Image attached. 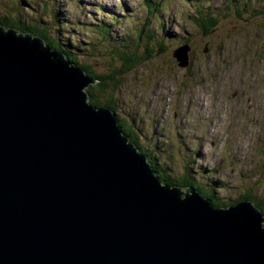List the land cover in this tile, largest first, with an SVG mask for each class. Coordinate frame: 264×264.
I'll return each mask as SVG.
<instances>
[{
  "label": "water",
  "instance_id": "1",
  "mask_svg": "<svg viewBox=\"0 0 264 264\" xmlns=\"http://www.w3.org/2000/svg\"><path fill=\"white\" fill-rule=\"evenodd\" d=\"M94 82L0 25V264H264L260 210L162 184Z\"/></svg>",
  "mask_w": 264,
  "mask_h": 264
},
{
  "label": "rangeland",
  "instance_id": "2",
  "mask_svg": "<svg viewBox=\"0 0 264 264\" xmlns=\"http://www.w3.org/2000/svg\"><path fill=\"white\" fill-rule=\"evenodd\" d=\"M1 15L48 29L95 74L133 52L109 109L160 169L222 202L264 200V0H0ZM140 27L151 37L137 39Z\"/></svg>",
  "mask_w": 264,
  "mask_h": 264
},
{
  "label": "trees",
  "instance_id": "3",
  "mask_svg": "<svg viewBox=\"0 0 264 264\" xmlns=\"http://www.w3.org/2000/svg\"><path fill=\"white\" fill-rule=\"evenodd\" d=\"M201 12V10H200ZM199 13V16L195 18V20L198 22L200 27L203 29L204 33H209L214 26V19L212 18H205L203 19L201 17V13ZM113 18L112 20H114ZM117 20V19H115ZM0 23L3 24L5 27H14L18 30H21L23 32H33L34 34H39L40 37H42L47 45L49 47L55 49L57 52L62 53L67 60L74 63L76 66H80V62L77 60V57L75 55L74 50L69 48L71 46L66 45V48L59 43L58 39L54 37L51 32L49 33L48 29L42 28L38 29L36 27H33L31 25H28L25 21H20L16 19L15 17L12 19H9L5 15L0 16ZM140 27L138 29L137 33V39L140 38L142 35L145 38H150L152 33L150 32V29L143 30ZM147 40V39H146ZM148 41V40H147ZM149 41H152L149 39ZM156 43V42H154ZM161 45V44H159ZM69 47V48H68ZM151 47L147 48L146 50L150 49ZM120 59V65L119 67L111 70L110 72H106L105 74L99 75L91 72V69L86 67L85 65H81L82 68L85 69L86 74L93 79H97V82L93 84H89V86L86 88L87 96H88V103L93 105L97 108H110L113 110V100L114 95L117 93L121 83H122V77L125 76L126 73H128L137 63L138 58L133 56V52L129 51L128 49L125 50V52H121L118 55ZM112 67V66H111ZM104 98L106 100H104ZM115 111V110H114ZM117 120V125L120 127L122 133L127 136L128 140L133 143L137 147V152L140 154H143L146 156L147 162L150 163L152 169L156 172L157 177L161 181L162 184L166 185H175L179 187L184 186H192L195 189L199 190L205 197H207L210 200V204L213 207H226L231 203L222 202L220 200H216L213 196L212 192L210 190L204 189L201 185L198 184V182H194L193 179L188 177V175H182L181 177H177V179H173L169 177L166 173L160 169V167L155 162L154 158L151 157V155L137 142L135 135L133 132L126 127L123 120ZM239 200H249L253 203L255 207H257L262 216L264 217V200L256 197L251 192L243 194L241 197L237 199L236 202ZM235 202V203H236ZM264 225V222L262 223Z\"/></svg>",
  "mask_w": 264,
  "mask_h": 264
},
{
  "label": "bare ground",
  "instance_id": "4",
  "mask_svg": "<svg viewBox=\"0 0 264 264\" xmlns=\"http://www.w3.org/2000/svg\"><path fill=\"white\" fill-rule=\"evenodd\" d=\"M0 25H1V26H4V25H3V24H1V23H0ZM4 28H5V29H8V28H7V27H5V26H4ZM12 28H13V27H12ZM13 29H14V28H13ZM16 30H18V29H16ZM19 31H20V32H22V33H31V32H23V31H21V30H19ZM32 34H33V35H35L33 32H32ZM214 53H215V52H214Z\"/></svg>",
  "mask_w": 264,
  "mask_h": 264
}]
</instances>
